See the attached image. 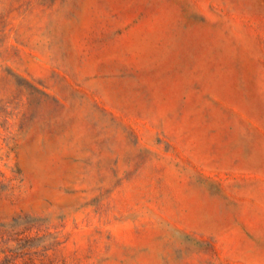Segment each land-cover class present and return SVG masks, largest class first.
<instances>
[{"label": "rangeland", "instance_id": "rangeland-1", "mask_svg": "<svg viewBox=\"0 0 264 264\" xmlns=\"http://www.w3.org/2000/svg\"><path fill=\"white\" fill-rule=\"evenodd\" d=\"M0 264H264V0H0Z\"/></svg>", "mask_w": 264, "mask_h": 264}]
</instances>
